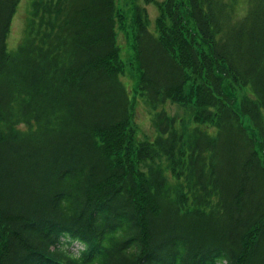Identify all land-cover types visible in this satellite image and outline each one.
I'll return each instance as SVG.
<instances>
[{
    "label": "trees",
    "instance_id": "1",
    "mask_svg": "<svg viewBox=\"0 0 264 264\" xmlns=\"http://www.w3.org/2000/svg\"><path fill=\"white\" fill-rule=\"evenodd\" d=\"M20 1L0 0V264H264V0L159 1L140 23L142 93L192 110L156 111L153 139L117 1L35 0L9 50Z\"/></svg>",
    "mask_w": 264,
    "mask_h": 264
},
{
    "label": "rangeland",
    "instance_id": "2",
    "mask_svg": "<svg viewBox=\"0 0 264 264\" xmlns=\"http://www.w3.org/2000/svg\"><path fill=\"white\" fill-rule=\"evenodd\" d=\"M35 0H21L17 6L16 12L12 18L10 33L7 39L9 50H15L25 37L26 28L29 20L34 12ZM119 15V25L117 28V39L120 46V57L124 63V71L121 78L133 96V121L137 128V137L139 139H153L157 134V130L153 124V118L159 109L165 108L171 115H175L177 119L183 118L188 120L191 118L192 110L188 107L167 100L165 103L155 106L150 103L139 87L140 73L138 61L136 58V32L141 22H147L149 27L157 31L156 19L159 16L160 8L157 3L166 2V0H116ZM248 7L247 0H241L239 5V15H244ZM239 98L247 95V88H238ZM24 130H29L24 128ZM35 133L32 135L36 141L43 139L46 134L34 128Z\"/></svg>",
    "mask_w": 264,
    "mask_h": 264
}]
</instances>
